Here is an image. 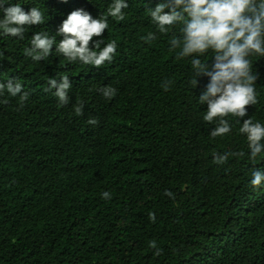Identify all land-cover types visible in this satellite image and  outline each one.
<instances>
[{"label":"trees","instance_id":"16d2710c","mask_svg":"<svg viewBox=\"0 0 264 264\" xmlns=\"http://www.w3.org/2000/svg\"><path fill=\"white\" fill-rule=\"evenodd\" d=\"M126 2L125 19L108 17L90 42L93 50L97 40L118 45L113 61L95 68L55 46L41 61L24 50L36 32L55 35L70 12L98 18L112 0H9L26 12L40 8L44 23L26 26L24 39L0 36V83L17 80L28 93L23 107L19 95H0V264H264V185H250L264 171V152L250 160L239 132L243 119L264 124V57H250L258 102L240 123L226 117L231 133L213 139L216 123L203 120L207 104L199 102L210 78L197 77L194 88L191 57L170 51L181 25L159 33L148 9L162 0ZM149 32L156 39L146 43ZM64 75L70 100L58 106L55 89H46ZM104 86L117 90L112 99ZM226 152L244 155L216 164L214 154Z\"/></svg>","mask_w":264,"mask_h":264},{"label":"clouds","instance_id":"9594fccd","mask_svg":"<svg viewBox=\"0 0 264 264\" xmlns=\"http://www.w3.org/2000/svg\"><path fill=\"white\" fill-rule=\"evenodd\" d=\"M8 4V6H5ZM129 5L126 0H112L107 12L98 18H93L83 9L70 12L58 26L55 35L39 31L31 36V46L25 48L24 54L33 61H41L55 52L71 62L79 61L83 65L101 68L106 62L111 63L117 53L115 40L101 47L102 40L90 47L94 37H102L108 28V17L117 21L125 19L123 10ZM168 9V11H165ZM153 24L159 33L167 34L179 24L180 36L170 40V51L179 49L177 59L191 57V67L194 76L190 85H198L197 77L210 78L205 90L199 95L200 104H207L203 120L216 123L210 132L215 139L231 133L232 125L226 117H237V123L248 115L247 107L254 106L257 100L255 81L250 57H264V0H162L154 9H148ZM0 36L24 39L26 26L43 24L44 13L38 7L24 11L20 3H9L0 0ZM62 37L57 41V37ZM146 43L156 39L155 33L149 32L142 37ZM212 51V63L202 61L199 57ZM172 81L162 83L165 91L169 90ZM72 84L69 76L57 79L49 78L48 90L55 89L54 96L58 106L69 103V92ZM12 97L19 95L20 107L28 100V93L23 92L21 83L9 79L7 84L0 83V95L4 91ZM103 97L112 99L117 90L112 86L99 89ZM6 102V101H5ZM77 116L83 114V104L74 105ZM88 124L97 125L95 118ZM239 132L246 136L247 147L250 150L249 159L253 162L264 152V124L253 122L251 118L243 119ZM243 152H226L214 154V162L223 165L229 156H242ZM250 185L260 188L264 185V171L255 170L252 173ZM165 195L174 199L172 192ZM102 198L111 199L110 192H104ZM149 220L155 222L154 213H149ZM149 246L155 249L154 255L160 256L162 249L156 241H150Z\"/></svg>","mask_w":264,"mask_h":264}]
</instances>
